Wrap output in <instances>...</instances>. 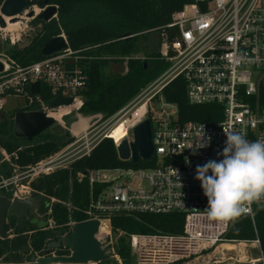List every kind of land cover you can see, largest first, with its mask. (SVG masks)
I'll return each instance as SVG.
<instances>
[{
	"label": "built area",
	"instance_id": "2783aa9c",
	"mask_svg": "<svg viewBox=\"0 0 264 264\" xmlns=\"http://www.w3.org/2000/svg\"><path fill=\"white\" fill-rule=\"evenodd\" d=\"M35 7L31 8L32 17L27 16L30 10L23 16L35 18L38 15ZM43 9L39 8L40 12ZM166 27L176 33L160 48L162 58L171 63L160 76L111 117L103 119L102 115H93L88 128L75 135L62 150L12 178L13 197L43 194L34 187L41 175L67 168L75 160L89 156L104 138H112L117 145L123 139L134 141V127L149 119L154 151L147 160L153 161L152 166L79 174V180L87 177L90 185L82 211L86 220L100 221L99 232L107 239L111 257L117 264L126 263L111 244V216L175 211L185 216L183 232L131 234L129 241L135 260L129 264H209L201 258L225 239L229 223L207 217L204 210L208 201L201 182L195 179L196 168L209 160L223 159L218 154L225 146L224 129L246 134L249 141L264 139V102L259 90L264 83V0H192L172 14ZM61 35L67 48L35 63L21 66L10 57L0 59L4 64L0 72V110L6 97L15 96L23 98L26 106L38 105L29 111H44L59 124L64 116L79 111L84 102L81 91L87 85V75L79 62L88 57L73 50L66 36ZM180 76L186 81L190 103L220 105L221 120L177 124V106L167 102L162 91ZM36 81L50 86L53 94L60 95L59 99L72 98V104L49 108L38 94L36 98L31 97L27 89L32 90ZM161 102L158 110L153 103ZM164 106L170 107V112ZM101 121L103 125L99 124ZM117 125L126 131L120 141L112 137ZM202 128L204 139L211 136V142L197 149ZM54 201L59 200L54 198ZM62 203L69 212L78 209L69 201ZM259 208L264 206L254 203L243 215L254 220ZM77 222L70 218L68 224L74 227ZM254 243L260 248L258 238Z\"/></svg>",
	"mask_w": 264,
	"mask_h": 264
},
{
	"label": "trees",
	"instance_id": "16d2710c",
	"mask_svg": "<svg viewBox=\"0 0 264 264\" xmlns=\"http://www.w3.org/2000/svg\"><path fill=\"white\" fill-rule=\"evenodd\" d=\"M190 1L49 0L48 4L58 7L57 16L49 21L36 16L24 36L25 43H16L6 48L5 52L19 65L27 66L46 58L42 53L45 43L64 34L73 50L88 57L79 62L87 75V85L81 91L84 102L79 114L83 117L99 114L107 119L169 67L170 62L162 58L160 48L163 42L172 40L176 31L166 25L171 21L172 14ZM48 4L46 0H32V5L39 8ZM129 35L131 37L127 38ZM0 47H4L1 42ZM116 65L124 66V70L114 71L113 66ZM27 90L31 97L36 98L31 87ZM259 90L264 102V83L260 84ZM162 95L167 102L177 106L179 125L191 120L218 122L222 118L220 105L190 103L182 76L171 81ZM38 96L48 104L60 98L44 82ZM37 107L36 104L26 106L25 103L15 110L1 109L0 186L15 173L54 155L74 140L60 124L49 128L32 142L17 137L13 127L15 113ZM152 165V160L137 163L121 160L116 142L112 138H104L89 156L75 160L67 168L42 175L34 182V187L46 195L44 217L18 221L15 215L10 214L5 227L6 236L0 237V258L4 263L14 262L22 254H32L44 248L55 235L54 229L47 228L48 219L56 222L60 232L69 231L66 224L70 218L75 221L87 219L82 210L87 204L90 185L87 177L79 180L80 173ZM54 198L59 201H54ZM62 201H69L78 209L69 212ZM110 221L113 234L118 235L115 251L124 263L129 264L135 260L129 241L131 234H181L185 216L178 211L115 214ZM225 237L248 242L258 238L264 262V208L256 210L254 220L242 215L229 222Z\"/></svg>",
	"mask_w": 264,
	"mask_h": 264
},
{
	"label": "water",
	"instance_id": "95a60500",
	"mask_svg": "<svg viewBox=\"0 0 264 264\" xmlns=\"http://www.w3.org/2000/svg\"><path fill=\"white\" fill-rule=\"evenodd\" d=\"M49 0H46L48 4ZM32 0H4L0 6V26H6L5 17H10L11 20L16 21L20 19V15L27 12V16L32 17L34 11ZM58 7L56 5L48 4L37 16L45 21L57 16ZM129 35L127 38H130ZM67 43L62 35L50 39L42 48V53L46 56L53 53L65 50ZM4 64L0 61V72L3 70ZM114 71L124 70V66H113ZM41 83L36 81L32 84V93L39 94ZM73 102L72 98H62L49 103V108H58L69 106ZM26 101L22 98L6 97L2 105V109L7 111L15 110L18 106H24ZM0 114H2L0 110ZM56 124L54 117L48 116L44 111H18L15 113L13 127L14 133L17 137L25 138L32 142L37 136L52 128ZM134 141L123 139L117 145L118 156L123 161L131 160L134 163L140 160H147L152 157L154 146L152 141L151 122L146 119L139 123L133 129ZM16 191V190H15ZM43 197H9L0 195V237L6 236V219L9 209L15 212L26 210V208H34V204L39 205ZM100 221L97 219L84 220L75 223L72 233L63 236L59 241H64V245L73 248L71 257L59 258L53 255H46L39 258L33 256L29 264H54L57 261L64 262H99L104 261L108 257L101 248V243L96 237L100 228ZM58 242H50L49 248H54Z\"/></svg>",
	"mask_w": 264,
	"mask_h": 264
},
{
	"label": "clouds",
	"instance_id": "9594fccd",
	"mask_svg": "<svg viewBox=\"0 0 264 264\" xmlns=\"http://www.w3.org/2000/svg\"><path fill=\"white\" fill-rule=\"evenodd\" d=\"M223 159L209 160L196 168L195 179L201 182L207 217L229 223L247 213L252 204L264 206V139L249 141L246 134L224 129ZM202 128L196 148L209 146ZM211 173V174H209Z\"/></svg>",
	"mask_w": 264,
	"mask_h": 264
},
{
	"label": "rangeland",
	"instance_id": "374dc122",
	"mask_svg": "<svg viewBox=\"0 0 264 264\" xmlns=\"http://www.w3.org/2000/svg\"><path fill=\"white\" fill-rule=\"evenodd\" d=\"M35 11H36V13L39 14L40 13L39 7H35ZM22 16H23V14H22ZM33 19L34 18H29L25 15V16H23L22 19H19L16 21L11 20V23H7L5 27L0 26V42L4 46L3 48L0 47V59H5L6 57H8V55L5 52L6 48H9L16 43H21V45H23L25 43L24 36L27 35L29 30L31 29V27H32L31 22L33 21ZM15 22L18 25H15L14 27H12V25H10V24H15ZM170 65H171V63H170ZM153 105L158 110H160L162 107V102L160 104L153 103ZM164 110L166 112H170L171 108L168 106H164ZM91 119H92V116L83 117V116H81V114H79L78 111H73L71 114L63 117L60 125L63 127L64 130L68 131V133L72 137H75V135H79L80 133H82L83 131H85L88 128V126L91 122ZM58 124L59 123H56L53 127H56ZM99 124L103 125L102 121ZM62 149H60V150H62ZM3 154H5V152H3ZM5 157L8 158L7 155ZM15 174H17V173H15ZM99 235H100V237H102L101 236L102 234H99ZM117 236L112 234L111 244H113L114 248H115ZM108 241H110V239H108ZM240 242L248 243L246 246V251L248 252V255L250 258H256V257H260L262 255L260 248H258L257 245L252 244L251 243L252 241L248 242V241H242V240H232V239L225 237V239L216 247V248H218L217 250H216V248L212 249L211 251L206 253L201 259L203 260V262H206L209 264H218V261L219 262L222 261V262H220V264H233L232 263L233 260H231L230 258L221 259L217 255L219 252H222V250H223V252L225 254H227L226 257H229L231 255L230 254L231 250L223 249V244H236V245H238ZM240 247H244V245L243 246L238 245L237 249H239ZM213 252H214V254H212ZM236 252H237V250H232V253L235 255L237 254ZM235 255H233V256H235ZM259 263L264 264L263 259L260 260ZM239 264H248V263L246 262V260H242Z\"/></svg>",
	"mask_w": 264,
	"mask_h": 264
},
{
	"label": "flooded vegetation",
	"instance_id": "af4514ba",
	"mask_svg": "<svg viewBox=\"0 0 264 264\" xmlns=\"http://www.w3.org/2000/svg\"><path fill=\"white\" fill-rule=\"evenodd\" d=\"M5 20L7 21L6 23H10V19L8 17H5ZM15 25L18 24H14L12 25V27H14ZM3 114H0V116H2ZM17 174H15L12 178H14ZM42 176V175H41ZM40 176V177H41ZM10 178V183H4L0 186V195H4L9 197L10 195L13 194V189H14V183H13V179ZM10 186V187H9ZM32 197H43V199L40 201V204H34V208L30 209V208H26V210H21L18 212L13 211L12 209H9L8 214H7V219H6V223L8 221V216L10 214L15 215L18 221H21L23 219H32V220H36L37 218H42L44 217V213H43V204L46 201V195L40 194L38 196H33ZM48 226L47 228L50 229H54L55 231V235H54V239H51L50 242L54 241V242H58L57 245L54 246V248H49L48 244L42 248L40 251H34L32 254L26 253V254H22L21 258H17L15 259L14 262H7L4 263L3 259L0 258V264H29L31 262V258L33 256H35L36 258L42 257V256H46V255H53L54 257H59V258H68L71 257L72 253H73V248L72 247H67L64 245V241H59L63 236L72 233L73 231V227L69 226V224L67 223L66 225L69 227V231L66 232H60L58 230V226L56 224L55 221H53L52 219H48L47 222ZM6 227V225H5ZM7 233V232H6ZM100 232L98 231V233H96V237L98 238V240L101 243V248L103 249L105 255L108 257L106 260L104 261H99V262H64V261H57L54 262V264H117V261H115L112 257H111V251H110V247L107 243V239L104 237V235H101L102 237H100Z\"/></svg>",
	"mask_w": 264,
	"mask_h": 264
},
{
	"label": "crops",
	"instance_id": "0c3cea01",
	"mask_svg": "<svg viewBox=\"0 0 264 264\" xmlns=\"http://www.w3.org/2000/svg\"><path fill=\"white\" fill-rule=\"evenodd\" d=\"M251 243L254 244V245H256L254 243V241H252ZM247 244L248 243L240 242L238 245H241V246L244 245V247H240L239 249H237V246L238 245H236V244H223V249H225V250H231L230 251V254L231 255L229 257H226L227 254H225L223 252V250H222V252H219L217 256L219 258H221V259L230 258L231 260H233V262H232L233 264H239L242 260H246V262L248 264H252L253 261L255 262V264H260L259 262H260V260H262V255L260 257H256V258H250L249 255H248V252L246 251ZM217 249L218 248H216V250ZM232 250H237V252H236L237 254L236 255L233 254L232 253ZM212 254H214V252ZM233 255H235L236 257L233 256ZM220 262H222V261H220ZM220 262L218 261V264H220Z\"/></svg>",
	"mask_w": 264,
	"mask_h": 264
},
{
	"label": "bare ground",
	"instance_id": "6f19581e",
	"mask_svg": "<svg viewBox=\"0 0 264 264\" xmlns=\"http://www.w3.org/2000/svg\"><path fill=\"white\" fill-rule=\"evenodd\" d=\"M8 18L10 19V23H11V18L10 17H8ZM15 24H16V22H15ZM10 25H14V24H10ZM112 135H113L112 137H114L117 141H120V140H122L125 137L126 131H125V129H124V127L122 125H117L114 128V131H113ZM102 225H103V227L106 228V224L105 223H103Z\"/></svg>",
	"mask_w": 264,
	"mask_h": 264
}]
</instances>
